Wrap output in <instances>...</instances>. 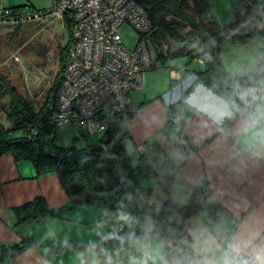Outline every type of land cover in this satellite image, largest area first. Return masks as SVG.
<instances>
[{
  "label": "crops",
  "instance_id": "obj_1",
  "mask_svg": "<svg viewBox=\"0 0 264 264\" xmlns=\"http://www.w3.org/2000/svg\"><path fill=\"white\" fill-rule=\"evenodd\" d=\"M208 2L219 26L232 17L234 10L225 17L217 11L218 20V1ZM255 42L262 44L264 38L246 44L224 39L220 50L223 45L246 51ZM260 52L259 58H252L255 66L264 53L262 46ZM202 68V60L190 57L145 71L140 89L131 93L137 113L122 124L123 141L133 162L143 155L152 169L143 185L151 189L155 207L168 197L181 206L192 193L206 188L208 203L230 213L217 222L204 207L182 221L191 238L194 264H264V100L255 99L246 115L233 118L229 102L198 81ZM226 68L232 70L229 73L235 70ZM143 143L140 153L137 146ZM37 196L49 209L68 201L55 171L38 173L31 160L16 159L14 151L0 154V246L31 241L3 264H149L164 258L176 264L173 245L147 239L123 248L102 244L100 238L115 232L117 224L127 225L128 218L99 203L18 223L14 208Z\"/></svg>",
  "mask_w": 264,
  "mask_h": 264
},
{
  "label": "trees",
  "instance_id": "obj_2",
  "mask_svg": "<svg viewBox=\"0 0 264 264\" xmlns=\"http://www.w3.org/2000/svg\"><path fill=\"white\" fill-rule=\"evenodd\" d=\"M138 1L152 24L147 34L154 45L151 69L157 64L167 66L169 60L184 55L201 59L203 68L197 73L198 81L229 102L233 118L246 115L255 99L264 100V53L256 66L241 77L230 74L220 57V43L224 39L246 44L264 38V0H238L231 19L222 26L214 20L208 0ZM13 26L18 29L21 24ZM72 27L67 23V43L59 49V73L48 87L47 98L38 110H34L0 68V114L5 112L16 129L26 128L25 136L9 137L0 121V154L14 151L16 159L31 160L38 173L55 171L68 197L65 205L49 209L44 199L37 196L14 208L17 222L48 213L62 216L74 207L99 203L128 218L127 225L117 224L115 232L102 236V244L123 248L147 239L175 246L178 252L176 264H194L191 238L182 221L204 207L217 222L230 216L218 204L208 203L206 188L192 193L181 206L168 197L155 207L150 200L151 189L143 185V181L152 175V169L143 155L132 161L123 141L124 135L116 137L118 124L113 121L107 123L104 131L92 133L100 134L96 142L89 143L85 137L81 147L56 143L57 126L51 120L49 102L59 87ZM171 42L177 44L172 48ZM178 127L184 136L181 125ZM30 130L32 132L27 135ZM29 244L31 241L24 239L1 245L0 264L22 253ZM149 264H167V259Z\"/></svg>",
  "mask_w": 264,
  "mask_h": 264
},
{
  "label": "built area",
  "instance_id": "obj_3",
  "mask_svg": "<svg viewBox=\"0 0 264 264\" xmlns=\"http://www.w3.org/2000/svg\"><path fill=\"white\" fill-rule=\"evenodd\" d=\"M49 15L64 28L73 26L59 87L49 102L52 122L84 126L92 134L104 131L109 121L120 124L136 115L131 93L140 89L142 74L154 64L147 37L152 24L140 2L52 0L49 10L35 12L2 7L0 23L16 25ZM124 23L139 35L134 48L122 41ZM145 147L140 144L137 150Z\"/></svg>",
  "mask_w": 264,
  "mask_h": 264
},
{
  "label": "rangeland",
  "instance_id": "obj_4",
  "mask_svg": "<svg viewBox=\"0 0 264 264\" xmlns=\"http://www.w3.org/2000/svg\"><path fill=\"white\" fill-rule=\"evenodd\" d=\"M217 1L216 3L219 4H216L214 9L216 14L218 11L221 17H225L230 10H235L236 0ZM15 5H26L23 7L24 10L35 12L39 9L49 10L52 6V0H0V8ZM219 15L217 14L218 20ZM20 24L18 29L14 28V24H0V68L16 85L18 91L31 103L34 110H38L47 98L48 87L59 73V49L67 43L68 30L62 26L60 19L50 15L18 25ZM119 33L123 43L128 48H134L139 36L136 30L124 23L119 28ZM170 44L171 47H174L177 43L171 42ZM227 44L230 46L229 42ZM263 44L264 42L262 44L255 42L253 46L246 47V51L245 49L224 48L222 45L220 56L223 58L226 67L235 69L234 72L230 73L233 76L241 77L255 67L252 58L260 57L261 46L264 50ZM148 47L154 52V45L151 40H148ZM187 60H190V57L184 55L168 62L171 67L174 63L186 62ZM196 64L193 65L194 69L198 67ZM226 67L224 68L227 71H232ZM4 101L5 99L2 102ZM4 113L0 114V121L5 134L9 137L25 136L26 128L16 129ZM122 124L123 122L118 124L116 137L122 135ZM55 136V141L60 146L75 145L81 147L85 137L87 142L93 143L98 140L100 134H88L83 126L74 128L68 125H60L55 129Z\"/></svg>",
  "mask_w": 264,
  "mask_h": 264
},
{
  "label": "water",
  "instance_id": "obj_5",
  "mask_svg": "<svg viewBox=\"0 0 264 264\" xmlns=\"http://www.w3.org/2000/svg\"><path fill=\"white\" fill-rule=\"evenodd\" d=\"M181 146H182V148H183L184 150L187 149V144H186L184 141L181 143Z\"/></svg>",
  "mask_w": 264,
  "mask_h": 264
}]
</instances>
